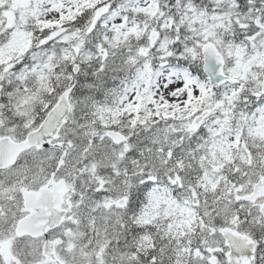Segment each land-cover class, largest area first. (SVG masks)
<instances>
[{
    "label": "snow or ice",
    "instance_id": "snow-or-ice-1",
    "mask_svg": "<svg viewBox=\"0 0 264 264\" xmlns=\"http://www.w3.org/2000/svg\"><path fill=\"white\" fill-rule=\"evenodd\" d=\"M0 264H264V0H0Z\"/></svg>",
    "mask_w": 264,
    "mask_h": 264
}]
</instances>
